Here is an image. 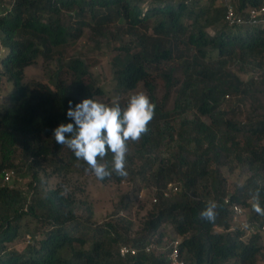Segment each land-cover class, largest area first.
<instances>
[{
  "label": "trees",
  "instance_id": "obj_1",
  "mask_svg": "<svg viewBox=\"0 0 264 264\" xmlns=\"http://www.w3.org/2000/svg\"><path fill=\"white\" fill-rule=\"evenodd\" d=\"M202 1L0 0V79L10 84L0 103V174L29 175L25 190L0 186V264H167L172 241H177L184 264H255L264 238V216L253 211L251 200L258 191L264 207V25L229 27L222 4ZM263 1L229 0L241 15ZM112 25L128 37L111 60L112 91L120 96L140 84L155 105L149 132L128 144V176L113 172L103 181L95 177L100 183L119 184L146 174L148 209L133 231L132 221L119 214L131 204L126 194L109 219L93 224L90 205L76 199L80 189L61 182L44 190L38 178L46 167L55 177L88 171L83 160L55 142L53 130L73 123L66 115L69 101L73 108L84 99L105 102L84 62L62 58L61 49L75 42L83 28L108 42ZM176 58L183 67L178 80H173L172 67L157 72L166 90L158 101L148 69ZM37 59L53 66L43 83L24 80L23 70ZM244 69L257 74L242 80ZM172 88L173 101L166 109ZM229 96L251 100L244 119H236L232 109L221 110ZM119 103L122 109L127 106ZM104 162L111 170V153ZM233 162L248 175L228 191L226 175ZM168 184L177 185L178 191L162 197ZM143 199L144 192L139 201ZM213 201L218 205L215 220L200 219ZM234 205L247 223L257 225L254 234L230 227ZM28 221L34 224L31 230ZM163 225L171 238L165 237ZM20 238V249L11 245ZM148 245L152 248L146 253ZM119 246L136 253L121 258Z\"/></svg>",
  "mask_w": 264,
  "mask_h": 264
},
{
  "label": "rangeland",
  "instance_id": "obj_2",
  "mask_svg": "<svg viewBox=\"0 0 264 264\" xmlns=\"http://www.w3.org/2000/svg\"><path fill=\"white\" fill-rule=\"evenodd\" d=\"M6 3L8 0H5ZM206 1H202V4H205ZM116 25L109 26L108 42L104 38H96L90 35V32L87 28H83L81 30L80 37L65 48L61 49V57L62 58H70V57H78L80 58L84 64L88 68L89 79L102 90L103 97L100 101L105 103H112L117 98L120 102L127 104L129 97L133 94L143 92V89L140 84L137 85L136 89L126 93L121 94L120 96L114 94L112 91L113 82L111 80V60L121 51H118L117 48L128 41V37L126 35H122L119 33L118 29H116ZM183 49V48H182ZM4 54V51L0 48V58ZM182 60H185L183 58ZM36 64L32 67L25 68L23 70L24 80H34L45 82L46 76L49 73V70L53 67L52 64L46 65L40 59H37ZM172 67L173 68V80H178L181 77L183 67L181 66V61L173 60L171 62H167L165 64H160L157 68L152 66L148 69L152 80L156 86V98L159 101L163 95L165 94V88L163 86V81L157 76V72L164 68ZM257 74V71L255 72ZM248 69L242 70L239 73V77L242 80H247L251 75H254ZM259 73V71H258ZM10 90V84L4 78L0 79V103L5 102V93ZM173 88L168 92V100L166 103V109H170L172 101H173ZM144 93V92H143ZM260 98V102L262 108L264 109V96ZM252 102L250 99L246 97H239L237 99L229 96V98H225V102L221 105V110L230 111L233 110L234 114H236V119L241 120L244 119V116L249 113L250 106ZM230 116V115H228ZM205 122H208L206 118L202 119ZM16 160L19 159L18 150L15 151ZM233 162L232 167L233 170L229 175H226V185L228 191L235 188L236 185H241L248 175V172L243 166L235 165ZM47 169L44 172H40L38 174V178L40 180V186L44 190H48L54 187L57 183L63 182L64 185L70 188H77L82 191L75 190L76 199L80 201H84L90 205L92 216L90 222L93 224H101L106 219L110 218V214L114 211L118 204V199L122 194H126L128 198L131 200V204L127 211H122L119 214L133 223L132 231L136 228L137 223L140 218L148 209V205H146L147 195L150 196V188L146 184V174L141 175L140 177H134L132 183L123 181L119 184H110V183H100L95 178L94 174L88 171L83 172H75L67 175L66 177H55V175H49L48 173L51 171L50 167H46ZM14 175L7 183L9 187L20 188L21 190L26 189V183L29 181V175L24 173L23 171L16 172L13 171ZM0 186L2 183L0 181ZM140 188L144 192L145 199L140 202L135 194V189ZM70 190V189H68ZM134 193H133V192ZM136 195V199L133 197ZM138 194V193H137ZM134 195V196H133ZM83 216V215H82ZM34 227V224L30 221L27 222V230H31ZM163 232L165 233V237L171 238L172 235L169 231L167 225H163ZM214 231H220V229L215 228ZM24 244V239L20 238L15 241L13 244L14 247L20 249V247ZM11 245H8L9 247ZM263 249L261 254L256 258L255 264H264V238L262 241ZM158 248V247H157Z\"/></svg>",
  "mask_w": 264,
  "mask_h": 264
},
{
  "label": "clouds",
  "instance_id": "obj_3",
  "mask_svg": "<svg viewBox=\"0 0 264 264\" xmlns=\"http://www.w3.org/2000/svg\"><path fill=\"white\" fill-rule=\"evenodd\" d=\"M69 101L67 117L73 123L60 124L53 130L57 144L67 146L79 160H83L94 176L103 181L112 176L127 177L126 170L129 142H138L149 132L155 105L143 93L129 97L127 106L121 108L117 98L111 106L94 99H84L73 108ZM112 154V167L104 162ZM260 193L251 196L253 211L264 216ZM218 205L210 202L199 214L200 219L213 222Z\"/></svg>",
  "mask_w": 264,
  "mask_h": 264
},
{
  "label": "built area",
  "instance_id": "obj_4",
  "mask_svg": "<svg viewBox=\"0 0 264 264\" xmlns=\"http://www.w3.org/2000/svg\"><path fill=\"white\" fill-rule=\"evenodd\" d=\"M216 3L222 4L224 9V20L227 26L229 27H242V26H256V25H264V1L261 3L259 7L256 9L247 10L244 15H241L233 9V6L230 4L229 0H215ZM13 171H4L0 174V181L2 185H6L10 179L13 177ZM178 191L177 185L168 184L162 191V197L167 196L170 192ZM143 190H139L137 194L138 199H142ZM152 202H155V198H151ZM226 202V201H224ZM242 210L239 206H232L230 208V227L238 226L240 230H243L246 235L254 234L256 232L255 227L257 225L255 223H247L243 219ZM260 231L264 232V226L260 227ZM27 241L30 239L26 236ZM177 241H172L170 243V249L166 255L167 264H184L182 261L178 259V252L176 249ZM152 248L151 245L144 247V252H149ZM118 255L122 258L125 256H134L136 251L134 248L128 246H119L117 249Z\"/></svg>",
  "mask_w": 264,
  "mask_h": 264
}]
</instances>
